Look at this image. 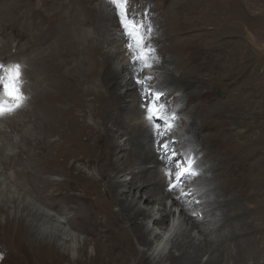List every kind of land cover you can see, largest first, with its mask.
<instances>
[{
    "label": "bare ground",
    "instance_id": "1",
    "mask_svg": "<svg viewBox=\"0 0 264 264\" xmlns=\"http://www.w3.org/2000/svg\"><path fill=\"white\" fill-rule=\"evenodd\" d=\"M186 1L163 0V29L155 15L156 6L149 8L147 4L139 14L146 30L153 20L154 27L148 34L161 33L164 43L158 47L155 43L157 49L149 56L152 72L144 69L135 73L140 65L132 60L133 52L127 48L128 40L122 35L112 4L105 0H42L41 6L36 5V0H0V61L8 64L11 76L19 62L25 80L24 83L20 75L11 80L16 87L19 83L21 86L20 99L11 96L18 105L17 115L12 117V112L0 116V211L6 212L5 219L0 221L4 235L0 249L9 253L10 264H53L63 257H69L72 264H259L263 234L259 229L264 230V224L256 226V221L251 222L248 217L257 218L264 211L260 205V196L264 194V175H261L264 138L256 130L243 135L244 143L233 136L227 137L226 143L234 147L229 149L226 144L225 158L221 159L220 152L215 151L219 132L214 133L216 128L221 130V125H214L222 121L215 124L214 121L216 115L223 117L221 113L229 103L204 107L201 96L208 90L203 85L207 83L196 81L193 75L196 66L211 68V57L216 50L224 47L225 54L219 52L229 56L231 50L246 47L242 39L245 33L242 13L239 7L236 32L230 34L226 24L228 0H189L183 4ZM139 2L132 0V6ZM23 8L26 12L22 15ZM11 29L15 32L18 53L2 46L11 43L5 37ZM200 38H206L205 54L209 56L203 55L206 59L203 61H199L198 55L202 47ZM175 50L182 55L190 51L180 61L185 67L183 70L170 66L171 61L176 63L172 59ZM19 57L20 60L16 59ZM74 59L77 65L87 67L83 72L85 80H89L87 83L69 82V75H78V68L70 65ZM240 61H236L237 66L244 64ZM216 64L220 69L218 59ZM138 76L152 77L151 84L146 81L145 84L156 88L153 91L167 90L171 88L170 83H175L172 92L168 91L163 99L169 101L170 108H175L178 115L189 111V120H180L183 126L174 135L177 137L178 132L181 141L170 145L171 150L180 143L194 149L196 165L188 187L193 188L191 197L196 194L198 201L191 207H186L185 201L175 193L167 192V185L163 186L165 175L160 154L163 156L164 152L157 151L159 147L155 145L152 131L146 126L141 106L146 88L136 83ZM98 79L117 84L116 102L101 94ZM253 79L238 85L240 90L232 97L233 103L243 98L245 85L253 87ZM178 82H185L188 91L178 88ZM112 90L111 96L114 87ZM78 91L85 98L82 102L77 97ZM86 101L94 111L95 124L76 113L78 106L82 107ZM64 120L66 127L62 131ZM119 121L127 123V129ZM223 131L219 137H224L226 130ZM234 136L241 137V134L237 131ZM62 150L69 154L94 155L100 172L106 168L110 173L109 178L105 176L107 195L101 197L102 202L92 194L97 178H92L85 168L80 166L84 174L80 179L71 174L55 178L70 169L64 163L65 156L60 154ZM247 163L249 166L245 168L249 173L240 168ZM235 166L238 182L232 184ZM121 175H130V178L121 179ZM73 183L88 191L85 202L89 210L69 209L73 198L68 190ZM55 185L61 191H51ZM247 198L254 199L253 207L245 208L243 201ZM168 200H172L170 206ZM61 204L69 206L66 216L55 209ZM24 210L36 213L39 219H25ZM121 215L127 217V223L121 222ZM169 217L173 221L167 222ZM82 234L90 238L81 240ZM91 243L94 249L90 252ZM152 257L159 259L155 261Z\"/></svg>",
    "mask_w": 264,
    "mask_h": 264
},
{
    "label": "rangeland",
    "instance_id": "2",
    "mask_svg": "<svg viewBox=\"0 0 264 264\" xmlns=\"http://www.w3.org/2000/svg\"><path fill=\"white\" fill-rule=\"evenodd\" d=\"M30 0H28L29 2ZM36 5L37 6H41L42 5V0H36ZM140 2L137 3L138 5L134 4L135 6L134 7H140L141 9H144L145 6H148L149 8H151L152 6H156V9H155V15L157 13L156 16H158V18L161 20V24L160 26L162 27L163 29V0H139ZM142 1V2H141ZM162 1V2H161ZM177 1V0H175ZM189 1V0H188ZM188 1H186L185 3L183 4H187ZM229 3H228V20L226 21V24H227V27H228V32L230 34H233L236 32V26H237V17L239 16L238 14V11H239V7H240V11L242 13V22H243V26L245 28V33L244 35L242 36V39H243V42L246 44V47H244L245 45H243V47H241L240 49H237V50H231L230 52V55L228 56V54L222 56V54L220 53L222 50H224V47L219 51L216 50L215 51V55L214 57H211V59L213 61H211V68L210 67H207L205 69L203 68H200L198 66L195 67V69L193 70L194 74L196 76V81H199V80H203L204 83H207V84H203L204 88L208 89L207 92H205V95L204 96H201V100H202V104L204 105V107H207V106H211V104H218V105H221L223 103H229V106L228 108H226L224 111V113H221V115L223 117H227L226 118H221L218 117L216 115H214L215 117V121H214V124L216 123H221L219 125H214L215 127L216 126H220L221 127V130H226V132H224V137L223 136H218L220 133H221V130L216 128L217 130L214 131V133H217V137L218 139L220 140L218 143H217V146H216V152H220V158L221 159H224L225 156L223 155L224 153V149L227 144V147L229 149H233L234 145H230L231 143L228 142L226 143V138H235L236 141L240 142V141H244V138L243 135H250L253 131H257L259 133H261V135L263 136L264 138V0H238L239 2H234L232 0H228ZM144 2V3H143ZM27 3V1H26ZM143 3V4H142ZM154 3V4H153ZM240 3V5H239ZM220 4V3H219ZM217 4V6L219 5ZM144 5V6H143ZM146 8V7H145ZM23 13L22 15L26 12L25 11V8H23ZM212 10L213 12L215 11L212 7ZM90 14V13H88ZM218 15V14H216ZM179 16H177V19L175 20V22L178 20ZM156 21V20H155ZM153 23V20H151L148 24V29L151 28L153 29L154 27V24ZM169 23H173L172 21H169ZM151 24V25H150ZM201 26V25H200ZM201 28V27H200ZM144 31V34H146V39L147 41H149V45L151 46H148L150 47L151 49H153V47L156 46L157 44V47L159 45H163V37L160 36L161 33H155L153 32V35L152 34H148L149 32L146 30H143ZM200 32V31H199ZM204 32V31H203ZM14 31L11 29V30H7L6 31V35L5 37H7L6 39H9V41H11V43H4V44H8V46H4V44H2V46L4 48H7V50L9 51H14L16 52L17 51V47H16V43L17 41L14 40L13 36H14ZM203 35L200 33V36ZM104 36H106L104 34ZM108 37V36H107ZM162 37V38H161ZM255 38L257 39V43H253V41L255 40ZM201 39V38H200ZM254 39V40H253ZM8 41V42H9ZM16 41V42H14ZM160 41H162V43L160 44ZM206 41V38L204 39H201L200 40V45L199 46H202V47H199L198 49V55L199 56V61H203V60H206L205 57H209L206 53V46H207V41ZM13 42V44H12ZM153 44H151V43ZM159 42V43H158ZM156 43V44H155ZM198 43V44H199ZM205 43V44H204ZM204 44V45H203ZM153 45V46H152ZM206 45V46H205ZM228 46V44L226 45ZM231 48H232V44L230 45ZM15 47V48H14ZM229 47V46H228ZM1 48V47H0ZM2 48V50L4 49ZM12 48V49H11ZM205 48V49H204ZM234 48V46H233ZM243 48V49H242ZM155 49H157L155 47ZM255 49V50H254ZM204 50V52H203ZM200 51V52H199ZM190 51H186L185 54H180L179 52H177L176 50L173 52V56H172V59L173 61L175 60L176 63H173L172 61L170 62V66H176L178 67L179 69L183 70L185 69L184 65L182 64V62H180L183 58V56L187 55ZM217 52V53H216ZM224 54H225V51H222ZM18 53V51H17ZM168 53V52H167ZM219 53V54H218ZM227 53V52H226ZM237 58H235L234 54ZM238 53V54H237ZM151 54V53H150ZM170 53H168L167 55H169ZM9 54H7V57H8ZM205 55V57L203 56ZM244 55V56H243ZM21 56V55H20ZM202 56V57H201ZM217 56V57H216ZM223 58H221V57ZM240 56V57H239ZM1 57L4 58L5 56H3L1 54ZM201 57V58H200ZM204 57V58H203ZM227 57V58H225ZM231 57V58H230ZM80 57H77V59H79ZM203 58V59H202ZM225 58V59H224ZM234 58V59H233ZM241 58V59H240ZM5 59H7L5 57ZM16 59H19L20 60V57L19 58H16ZM16 59H13V60H16ZM217 59H218V62H220V69H219V65L216 64L217 62ZM241 60L240 62L244 63L243 65L241 66H237L236 65V61L237 60ZM245 59V60H244ZM216 60V61H215ZM221 60V61H220ZM230 62H229V61ZM234 63H233V61ZM243 60V61H242ZM224 61V62H223ZM228 61V63H227ZM232 62V63H231ZM216 66V68H213L215 67L214 65ZM252 63V66H250ZM224 64V65H223ZM226 64V65H225ZM246 64V65H245ZM70 65H74L75 67L78 68V75H72L70 77L69 75V82L70 83H80V82H88L89 80H85V76L83 75V72L87 69L86 66L84 65H77V63H75V59L70 63ZM164 65V64H163ZM213 65V66H212ZM223 66V68H222ZM246 66V68L244 67ZM257 66V67H256ZM238 69H237V68ZM228 68V69H227ZM248 68V69H247ZM210 69V70H209ZM211 69H214V70H211ZM217 69V71H216ZM234 69V70H233ZM251 69V70H250ZM227 70V71H226ZM233 70V71H232ZM240 70V71H239ZM242 70V71H241ZM135 73H140V67L138 68H135ZM248 71V72H246ZM145 72H152V69L149 68V69H145ZM197 72V73H196ZM201 72V74H199ZM205 72V73H204ZM217 72V73H216ZM223 72V73H222ZM229 74H228V73ZM244 72V73H242ZM67 73V72H66ZM216 73V74H215ZM227 73V74H225ZM234 73V74H233ZM258 73V74H257ZM188 74H190L188 72ZM204 74V75H203ZM232 74V76H231ZM238 74V76H237ZM249 74V75H248ZM68 75V74H67ZM222 75V76H220ZM259 75V76H258ZM192 76V74H191ZM224 76V77H223ZM237 76V77H236ZM253 76V77H252ZM258 78H257V77ZM227 77V78H226ZM250 77V78H249ZM252 78L253 79V87L250 86V84L248 86L245 85V87H247L245 89V91H243V99H245L244 101H239L238 103H233L234 102V98L232 97H235V95L239 92L238 90H240V86H242L243 84L242 83H249V80H251ZM212 79V80H211ZM224 79V80H223ZM228 80H230L231 82H229ZM236 80L238 81L237 83ZM226 82V83H225ZM96 83L99 84V88H100V92L101 94L106 97V98H109L111 99V102H116L117 101V96L115 95V91L119 89V87L117 86V84H115L114 82H110L109 80L106 81V80H96ZM179 83V86L178 88H181L183 90H185L186 92L188 91L187 90V86H186V83L185 82H178ZM209 83V84H208ZM240 83L242 85H240ZM244 83V84H245ZM108 84V85H107ZM113 84V85H112ZM146 84H151L150 83V79H147L146 80ZM172 84L173 83H170V87H167L168 89L165 90L166 92L170 91L172 92L173 90V87H172ZM175 84V83H174ZM173 84V86H174ZM258 86H256V85ZM216 85V86H215ZM235 85V86H234ZM240 85V86H238ZM106 86V87H105ZM108 86V87H107ZM114 87V95L111 96L113 94V87ZM185 86V87H184ZM213 86V87H212ZM227 86V87H226ZM231 86V87H230ZM234 86V87H233ZM105 87V88H103ZM226 87V88H225ZM236 87V88H235ZM258 87V89H257ZM213 88V89H212ZM234 88V89H233ZM249 88V89H248ZM6 89V88H5ZM236 89V90H235ZM257 89V90H255ZM104 90V91H103ZM210 90V91H209ZM250 90V92H249ZM109 91V92H108ZM119 91V90H118ZM238 91V92H237ZM226 92V93H225ZM232 92V93H231ZM245 92H248V93H245ZM108 93V94H107ZM231 93V94H230ZM177 94V93H176ZM246 94V95H245ZM78 98L80 99V102L84 101V96L82 94H79V91H78V94H77ZM213 95V96H212ZM247 96V97H246ZM216 97V98H215ZM219 97V98H218ZM223 97V98H222ZM229 97V99H228ZM251 97V98H250ZM256 97V98H255ZM259 97V98H258ZM218 98V99H217ZM227 98V99H226ZM232 98V99H231ZM248 98V99H247ZM250 98V100H249ZM220 99V100H219ZM214 100V101H213ZM218 102H217V101ZM222 100V101H221ZM227 102H226V101ZM233 100V101H232ZM248 102H247V101ZM255 101V102H254ZM137 102V101H136ZM221 102V103H220ZM259 102V103H257ZM233 103V104H232ZM244 103H247L248 105L244 104ZM251 103V104H250ZM89 102L86 101V103L80 107L78 106L77 110H76V113L78 114V117L81 118V119H85L92 122V124H95V115H94V111L92 109L89 108L88 106ZM212 104V105H213ZM232 104V105H231ZM136 105V104H135ZM207 105V106H206ZM236 108H235V106ZM250 105V106H249ZM257 105V106H256ZM249 106V107H248ZM232 107V108H231ZM241 109V110H240ZM244 111V112H243ZM260 111V113H259ZM230 112V114L228 113ZM234 112V113H233ZM239 114H238V113ZM188 113V114H187ZM187 113H183L181 116H183L180 120L181 121H188V117H189V111ZM228 113V114H227ZM232 113V114H231ZM237 115H236V114ZM255 113V114H254ZM227 116H225V115ZM14 116L17 115V113L15 114H12ZM122 115H123V111H122ZM231 115V116H230ZM234 115V116H232ZM256 115V116H255ZM241 117V118H240ZM243 117V118H242ZM255 117V118H254ZM257 118V119H256ZM218 119V120H217ZM221 119V120H220ZM260 119V120H259ZM179 120V123H178V126H177V130L179 129V127L183 126V123L180 122ZM232 120H235L232 121ZM258 120V122H257ZM226 121V122H225ZM224 122V123H223ZM233 122V123H232ZM124 122H121L119 121V124H122ZM230 123V125L228 124ZM257 123V124H256ZM260 123V124H259ZM181 124V125H180ZM236 124H239L237 127ZM255 124V125H254ZM259 124V125H258ZM124 128L127 129L128 127V124L127 123H124ZM236 125V126H234ZM252 125H254V127H252ZM230 126V128H229ZM232 126V127H231ZM243 126V127H242ZM247 126V127H246ZM66 127V120H64V123L63 125L61 126L62 128V131L64 130V128ZM214 127V128H215ZM227 127V128H226ZM235 127V128H234ZM251 127L252 129L254 130H251ZM257 127V129H256ZM231 128H234L233 130L230 131ZM242 128V130H241ZM260 128V129H259ZM248 130V131H247ZM229 131V132H228ZM239 132L241 134V137H235L234 134L236 132ZM241 131V132H240ZM228 132V133H227ZM231 132V133H230ZM235 132V133H234ZM250 132V133H249ZM228 134V136L226 135ZM238 134V133H237ZM186 139V137H185ZM243 139V140H242ZM122 140L124 141L125 138H122ZM222 140V141H221ZM224 141V142H223ZM244 143V142H243ZM234 144V143H232ZM230 145V146H229ZM263 147H264V144H263ZM222 150V151H221ZM60 154H63V156H65V158H63L65 161V165H67L70 169H65L63 170L60 175L57 174L58 176H55L56 179H58L60 176H65V174H71L73 175L74 177H77L78 179L82 178L84 176V174H82V171L80 170V166L82 168H85L86 171H88L89 173H91V176L92 178L94 177L95 179L97 178V187H93L94 189L92 190V194L93 195H97V200L102 202V198L101 197H106L107 195V190H106V184H108L106 181H105V176L107 175V177L109 178L108 174H110L108 171H106V168H103L101 167V172H100V169H98V166L95 165V159L97 158L96 156L94 155H89L88 153H85V152H80L78 154H75V153H72V154H69L67 153L66 150H62L60 152ZM249 157V156H248ZM74 160V161H73ZM258 163L255 164V166H257ZM21 166V165H19ZM249 164L247 163V166L245 165H242L240 168H245V167H248ZM11 168H13V166H10ZM258 167V166H257ZM88 168V169H87ZM246 169V168H245ZM244 169V171H245ZM238 168L235 166V170H234V176H232V184H236L238 181L235 180V174L237 172ZM243 171V172H244ZM250 170L246 169V173H249ZM101 174H100V173ZM262 177L264 175L261 174ZM127 176V177H126ZM129 176V177H128ZM125 177L127 179L130 178V175H121V179H125ZM189 181L191 179H188ZM236 183H235V182ZM263 184V183H262ZM237 189H238V186H235ZM52 190L51 191H55V190H58V191H61L56 185L51 188ZM233 192L236 191V189L234 190V188L231 189ZM69 191V196H72V202H71V206L69 208V206L67 204H61L59 206H57L55 209L56 211H59V212H62V214L64 216H66V209H70V210H74V209H78V208H82L83 210H89V208L87 207L86 205V202H85V199H86V196L88 195V191L85 190V189H81L79 188L76 184L73 183V186L70 187V189L68 190ZM104 193V194H102ZM100 194V195H99ZM99 195V196H98ZM263 197V199L261 198ZM101 198V199H100ZM100 199V200H99ZM262 199V200H261ZM196 200V199H195ZM254 199H251V198H247L243 201L244 206L245 208H250V207H253L254 205ZM197 201V200H196ZM264 194L260 196V205H261V208L264 210ZM168 205L170 206L172 204V200H168ZM253 204V205H252ZM19 208L17 207V210ZM117 207H116V211H117ZM173 210H177L176 207H173ZM24 212V218L25 219H28V218H35V219H39L38 215L36 213H27L26 210L23 211ZM248 212V211H247ZM196 212H193L192 214L194 215ZM177 214H178V211L176 212V215H175V219L177 218ZM247 216H249V212L246 213ZM117 215V214H116ZM260 215V216H259ZM264 211H262L261 213H258V216L256 218V216H253V217H248L249 220L252 222V220L256 221V223L260 224H264ZM6 216V212L5 211H0V221H3L5 219ZM194 216H197V215H194ZM170 219L167 220V222H171L173 221V219L171 217H169ZM256 218V219H255ZM259 218V219H258ZM172 219V220H171ZM120 220L121 222L123 223H127V217L121 215L120 217ZM248 220V219H247ZM256 225V226H259ZM264 228V226H263ZM159 230V229H158ZM259 231L262 234V238H260V241H261V256L259 257L260 259V262L259 264H264V230L261 231V229H259ZM95 233V231H94ZM258 234H260L258 232ZM3 230L0 229V243L4 245V242H3ZM81 237V240L84 239L85 237L86 238H90V236L86 235V234H82L80 235ZM104 239L105 241L107 240L106 238H102ZM3 242V243H2ZM163 243H165V240L163 239ZM258 243V242H257ZM78 245V243H77ZM263 245V246H262ZM3 247V246H2ZM59 247V246H58ZM4 249V248H3ZM63 249V248H62ZM89 251H93L94 249V245L91 243V245H89L88 247ZM226 251H229L226 250ZM252 251V250H250ZM9 254V253H8ZM8 254L6 253V251H2V249H0V264H10V261L8 259ZM227 254V253H226ZM11 256L15 259L16 257L11 254ZM10 258V257H9ZM152 259H154L155 261H157L159 259V257L157 258H154L152 257ZM69 260V257H63L61 259H58L56 260L53 264H72ZM248 262H250V260H247ZM76 264V263H74Z\"/></svg>",
    "mask_w": 264,
    "mask_h": 264
},
{
    "label": "snow or ice",
    "instance_id": "3",
    "mask_svg": "<svg viewBox=\"0 0 264 264\" xmlns=\"http://www.w3.org/2000/svg\"><path fill=\"white\" fill-rule=\"evenodd\" d=\"M111 4L114 6V11L120 16V21L126 30V34L130 37L129 42L127 43V48L133 50L132 60L138 62L140 65V71L143 72L144 69H149L153 67V64L149 62V54L153 51L148 47L147 39L144 34L145 25L141 22H137L133 19L130 11V0H111ZM148 32H151V29H147ZM20 75L18 69L13 70L11 79ZM147 79H152V77L140 78L139 76L136 79L138 85L144 86L146 88V103L143 104V110L146 113V126H151L158 134L161 139H164L166 132L161 131L163 122V128L166 130H171L173 124L168 120V118L163 115L162 109L164 108L163 104H160L159 101L163 99L164 93L162 91H153L151 87L146 86L145 81ZM8 95L14 96L18 100L20 99L19 90L13 83H8L5 85ZM5 111L0 107V114ZM157 145L159 149L164 152V158L168 157L169 151L171 150V145L167 140H164L163 143L160 140H157ZM175 152H172V157L175 159ZM193 161H189L186 166L181 167L180 169V178L182 179L186 174L193 173ZM176 186L173 185V188Z\"/></svg>",
    "mask_w": 264,
    "mask_h": 264
},
{
    "label": "clouds",
    "instance_id": "4",
    "mask_svg": "<svg viewBox=\"0 0 264 264\" xmlns=\"http://www.w3.org/2000/svg\"><path fill=\"white\" fill-rule=\"evenodd\" d=\"M106 2H108V3H110V5H111V0H105ZM130 5H131V7L133 8L135 5H133L132 6V0H130ZM112 7H113V9H114V6L113 5H111ZM132 8H131V10H132ZM136 10H138V9H136ZM115 12V14H116V18H117V20H118V17H119V15L116 13V11H114ZM135 19V18H134ZM118 23H119V21H118ZM119 27H120V23H119ZM120 29H121V27H120ZM121 32H122V35H123V37H124V39H127L128 40V42H129V37L128 36H126L125 34H124V32L122 31V29H121ZM131 51V50H130ZM131 52H133V51H131ZM152 89H156V88H152ZM147 99H150V97H146V95H145V93H144V100H142L143 101V103H141V106H142V104H144L146 101H147ZM136 105H137V102L135 103ZM13 114H15V113H13ZM145 117H146V115H145ZM177 143V142H176ZM156 145V147H157V149H158V145L157 144H155ZM174 147H176V146H174ZM157 151H159V149L157 150ZM160 157L162 158L161 159V162L163 163V156H161V154H160Z\"/></svg>",
    "mask_w": 264,
    "mask_h": 264
}]
</instances>
